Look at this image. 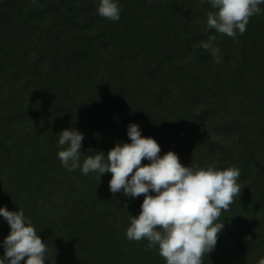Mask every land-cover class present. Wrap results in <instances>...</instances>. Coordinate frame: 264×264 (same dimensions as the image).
Here are the masks:
<instances>
[{
  "label": "trees",
  "instance_id": "16d2710c",
  "mask_svg": "<svg viewBox=\"0 0 264 264\" xmlns=\"http://www.w3.org/2000/svg\"><path fill=\"white\" fill-rule=\"evenodd\" d=\"M117 2L114 22L98 14L99 0H0V208L23 209L47 246L45 264H166L147 240L126 238L143 195H113L111 173L99 180L70 172L57 157L61 130L83 134L82 163L90 148L107 156L131 143L134 123L161 156L240 170V197L222 211L224 227L203 264H258L264 11L232 38L206 31L209 0ZM209 35L219 63L200 46ZM9 234L0 215V257Z\"/></svg>",
  "mask_w": 264,
  "mask_h": 264
},
{
  "label": "clouds",
  "instance_id": "9594fccd",
  "mask_svg": "<svg viewBox=\"0 0 264 264\" xmlns=\"http://www.w3.org/2000/svg\"><path fill=\"white\" fill-rule=\"evenodd\" d=\"M209 3L213 11L207 13L206 31L214 29L232 38L243 35L250 19L264 11L260 7L264 0H209ZM97 12L118 22L121 7L117 0H99ZM215 41L216 36L209 35L200 46L219 63L220 49L214 46ZM127 134L131 143H117L107 156L90 148V154L84 155L81 163L84 136L75 128L64 129L59 132L61 150L57 157L70 172L80 169L83 175L98 173L99 180L102 174L111 173L109 190L113 195L122 191L132 198L144 196L140 214L131 216L126 229L129 241L147 240V250L158 248L166 264H203V257L215 249L224 227L223 222H218L222 211H229L240 197V170L234 166L221 170L215 162L206 167L184 166L173 151L161 156L159 144L151 137H142L138 125L130 124ZM145 159L150 163L142 164ZM150 191L155 195H150ZM0 215L10 226L0 264H21V261L45 264L47 246L23 209L0 208ZM258 264H264V258Z\"/></svg>",
  "mask_w": 264,
  "mask_h": 264
}]
</instances>
